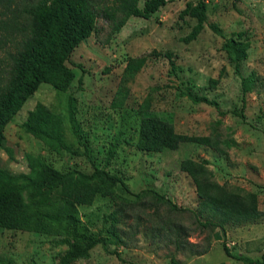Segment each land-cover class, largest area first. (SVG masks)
<instances>
[{
    "label": "rangeland",
    "instance_id": "rangeland-1",
    "mask_svg": "<svg viewBox=\"0 0 264 264\" xmlns=\"http://www.w3.org/2000/svg\"><path fill=\"white\" fill-rule=\"evenodd\" d=\"M186 1L197 0H168L147 19L127 16L113 32L107 16L97 15L90 35L64 62L73 73L69 88L59 92L40 83L2 130V169L26 173L27 156H31L58 172L89 173L92 166L102 168L127 184L129 193L108 185L107 194L78 206L81 223L104 237L105 246L96 244L86 258L73 264H215L226 259L222 244L233 253L252 258L264 253V0H203L206 20L195 39L184 41L195 23L188 16H177ZM103 2L108 5L110 0ZM142 2L136 0L135 4L141 6ZM209 23L216 25L224 37L244 31L247 56L239 70L243 75L252 71L255 81L244 95L242 118L238 116L239 78L221 50L223 37L212 31ZM16 49L15 42L0 44L3 71L11 66ZM165 52L171 54L178 68L175 72H170ZM142 55L143 65L120 86L126 60ZM185 85L195 94L214 100L217 107L192 103L179 93ZM118 88L126 90L121 101V96H116ZM36 103L62 116L59 133L71 152L56 151L23 131L20 124ZM142 104L147 107L141 108ZM68 110L78 137L72 132ZM139 116L164 120L177 133H215L222 152L195 143L157 152L139 151L134 145ZM112 143L114 155L108 158L106 151ZM185 158L205 161L219 183L256 193L260 217L241 225L227 224L221 231L217 227H197L189 211L169 212L164 206L148 205L150 197L143 191L152 189L177 207L197 210L193 183L179 169L180 160ZM22 197L31 206L38 203L50 212L58 205L53 193L25 189ZM120 207L123 220L111 224L106 217L116 216ZM132 208L140 211V218H135ZM157 216L182 224L187 229V242L199 250L207 248L199 262L198 255H189L186 249L174 250L168 235H155L151 225ZM56 235L53 230L0 229V258L5 261L0 264H57L64 246L52 244L50 240ZM227 264L244 263L230 258Z\"/></svg>",
    "mask_w": 264,
    "mask_h": 264
},
{
    "label": "trees",
    "instance_id": "trees-1",
    "mask_svg": "<svg viewBox=\"0 0 264 264\" xmlns=\"http://www.w3.org/2000/svg\"><path fill=\"white\" fill-rule=\"evenodd\" d=\"M167 1L143 0L141 6H137L136 0H110L108 5L103 0H0V44L14 42L17 44L11 66L5 71L0 68V145L4 126L40 83L49 84L59 92L69 88L73 73L64 62L68 60L73 48L90 35L97 15L107 16L111 21L113 32L124 24L127 16L147 19ZM205 12L206 5L203 0H197L195 3L186 1L183 8L178 11L179 19L188 16L195 20L190 31L183 37L184 41L196 38L206 20ZM208 26L223 37L221 50L239 78L241 104L238 116L242 118L244 95L255 81L252 71L243 75L239 70L240 63L247 56L248 43L244 38V31L230 32L224 37L216 25L209 23ZM164 57L168 61L170 72H175L178 68L171 54L165 52ZM144 61L143 55L129 57L126 60L120 86H124L132 78ZM125 91L118 88L116 96H121L118 97V101L123 99ZM179 93L192 103H205L217 107L214 100L208 99L205 95L195 94L189 86L185 85ZM140 107L146 108L147 105L142 104ZM71 118V110H68V121L72 132L78 137ZM62 121L63 118L59 113L36 103L27 112L20 126L24 132L42 140L50 148L71 152L59 133ZM219 141L215 133L208 135L177 133L170 123L154 116H139L135 122L134 145L139 151L157 152L163 148L176 149L182 143H195L211 147L221 153L222 146ZM106 152L108 158L113 157L114 143ZM27 168L26 173H12L0 167V229L39 232L53 230L57 233V237L51 238L52 244L64 246L57 256V264H73L79 258H86L89 250L96 244L105 246L104 237L90 231L81 223L78 206L89 205L97 195L107 194L105 187L108 185L117 186L129 193L130 190L123 179L95 166H92L89 173L58 172L31 156H27ZM179 169L185 172L193 183L198 200L197 210L177 207L165 195L152 189L143 191L144 195L150 197L148 205L164 206L169 212L189 211L197 227H217L221 231H224L227 224L241 225L254 222L260 217L256 193L217 182L205 161L185 158L180 160ZM25 189L42 194H55L57 207L50 212L38 207V203L31 206L22 197V191ZM139 195L140 193H136L135 197ZM116 212L118 213L116 216L109 214L106 217L111 220V224L123 220L124 210L120 207ZM157 212L158 210L152 216L157 215ZM132 214L136 219L141 216L140 211L135 208H132ZM152 224L156 236L168 235V242L173 244L174 250L186 249L189 255H200L207 249L199 250L194 244L187 242V229L178 222L157 216ZM109 231L111 232V229ZM111 233L119 238L116 232ZM222 250L227 257L244 264H264V253L252 258L233 253L224 244ZM0 262L5 261L0 258Z\"/></svg>",
    "mask_w": 264,
    "mask_h": 264
},
{
    "label": "crops",
    "instance_id": "crops-1",
    "mask_svg": "<svg viewBox=\"0 0 264 264\" xmlns=\"http://www.w3.org/2000/svg\"><path fill=\"white\" fill-rule=\"evenodd\" d=\"M202 256H203V254H202V255L200 254V255L196 256L198 262L200 261V258H201ZM225 256H226V255H225ZM225 258H226V259H223V260H222V263H223V264H227V263L229 262V260H230V258L227 257V256H226Z\"/></svg>",
    "mask_w": 264,
    "mask_h": 264
},
{
    "label": "built area",
    "instance_id": "built-area-1",
    "mask_svg": "<svg viewBox=\"0 0 264 264\" xmlns=\"http://www.w3.org/2000/svg\"><path fill=\"white\" fill-rule=\"evenodd\" d=\"M226 245H228V243H226Z\"/></svg>",
    "mask_w": 264,
    "mask_h": 264
}]
</instances>
